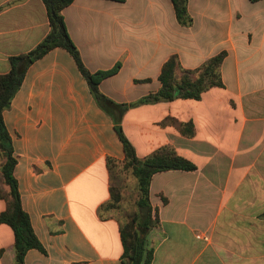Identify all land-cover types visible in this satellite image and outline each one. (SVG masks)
I'll return each instance as SVG.
<instances>
[{
  "label": "crops",
  "instance_id": "crops-1",
  "mask_svg": "<svg viewBox=\"0 0 264 264\" xmlns=\"http://www.w3.org/2000/svg\"><path fill=\"white\" fill-rule=\"evenodd\" d=\"M186 13L182 24L171 0H73L62 10L84 67H118L98 91L126 110L116 124L62 48L26 68L2 114L21 205L44 250L24 264H121L120 222L99 210L110 198L106 160L124 158L117 126L138 159L170 146L195 167L151 178V264H264V0H186ZM48 32L42 0H0V75ZM219 54L220 87L139 103L159 91L170 57L194 71ZM166 118L192 123L194 135L161 126ZM13 260L12 230L0 224V264Z\"/></svg>",
  "mask_w": 264,
  "mask_h": 264
},
{
  "label": "trees",
  "instance_id": "trees-1",
  "mask_svg": "<svg viewBox=\"0 0 264 264\" xmlns=\"http://www.w3.org/2000/svg\"><path fill=\"white\" fill-rule=\"evenodd\" d=\"M176 18L186 24V0H171ZM257 1V0H251ZM47 14L49 32L46 37L30 52L9 58L10 70L0 75V199L4 202V211L0 214V224L9 226L13 233L14 260L12 264H24V257L29 250L44 252L43 247L35 236L30 218L23 210L18 190V183L14 177L16 159L13 156L11 138L3 122L2 114L9 108L14 94L19 89L26 68L29 64L42 58L55 48L66 50L74 60L80 74L86 80L90 92L97 104L108 114L114 116L119 124L125 106H118L104 97L98 91L100 82L117 71V66L109 71L91 74L82 64L79 53L71 42L64 25L62 10L73 0H42ZM224 54H219L207 60L194 71L181 70L175 56L170 57L162 66L159 82L161 87L153 95L141 100L140 104L169 102L176 99L198 100L202 93L213 87L221 86L220 66ZM161 126H172L182 136L191 138L194 135L192 123H180L175 119L166 118ZM116 133L122 144L123 161L117 162L108 158L106 166L110 179V198L100 207V211L110 212L116 209L121 201L119 188L114 184L118 169L129 171L136 179L137 199L136 211L120 224L119 233L123 252L121 264H151L153 249L147 243L148 233L158 225L156 212H153L149 202V185L153 175L167 171H194L195 167L189 161L177 155L170 146H163L144 159H138L133 146L122 134L119 126ZM147 209L143 214L141 211Z\"/></svg>",
  "mask_w": 264,
  "mask_h": 264
},
{
  "label": "rangeland",
  "instance_id": "rangeland-1",
  "mask_svg": "<svg viewBox=\"0 0 264 264\" xmlns=\"http://www.w3.org/2000/svg\"><path fill=\"white\" fill-rule=\"evenodd\" d=\"M118 177L114 184L119 188L121 201L116 209L108 212L122 224L128 216L136 211L135 201L137 199L136 179L129 171L118 170Z\"/></svg>",
  "mask_w": 264,
  "mask_h": 264
},
{
  "label": "water",
  "instance_id": "water-1",
  "mask_svg": "<svg viewBox=\"0 0 264 264\" xmlns=\"http://www.w3.org/2000/svg\"><path fill=\"white\" fill-rule=\"evenodd\" d=\"M141 212L145 214L147 212V209H143Z\"/></svg>",
  "mask_w": 264,
  "mask_h": 264
}]
</instances>
